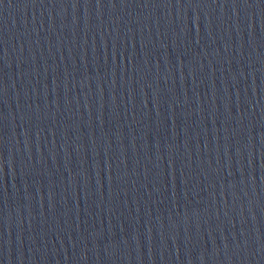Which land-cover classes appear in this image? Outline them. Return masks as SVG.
Returning a JSON list of instances; mask_svg holds the SVG:
<instances>
[{
    "label": "water",
    "instance_id": "1",
    "mask_svg": "<svg viewBox=\"0 0 264 264\" xmlns=\"http://www.w3.org/2000/svg\"><path fill=\"white\" fill-rule=\"evenodd\" d=\"M0 264H264V0H0Z\"/></svg>",
    "mask_w": 264,
    "mask_h": 264
}]
</instances>
